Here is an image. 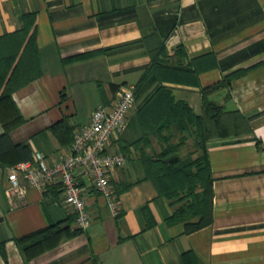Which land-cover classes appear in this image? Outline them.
Masks as SVG:
<instances>
[{"label": "crops", "instance_id": "obj_1", "mask_svg": "<svg viewBox=\"0 0 264 264\" xmlns=\"http://www.w3.org/2000/svg\"><path fill=\"white\" fill-rule=\"evenodd\" d=\"M24 13H34L40 74L11 94L21 123L3 136L0 121V264H264V0H0V37L21 29ZM153 61L188 72L140 82ZM228 76L208 98L249 131L228 120L226 134L209 136L211 221L187 230L199 217L168 222L177 206L145 176L140 153L158 154L161 142L133 144L143 136L137 110L163 85L200 115L202 89ZM129 84L138 85L133 109L107 148L125 158L109 175L115 215L81 169L85 230L74 232L56 183L41 191L18 173L24 196L5 194L11 166L36 151L47 164L62 161L74 131ZM59 121L67 143L51 129ZM52 225L58 233L26 258L15 239Z\"/></svg>", "mask_w": 264, "mask_h": 264}, {"label": "trees", "instance_id": "obj_2", "mask_svg": "<svg viewBox=\"0 0 264 264\" xmlns=\"http://www.w3.org/2000/svg\"><path fill=\"white\" fill-rule=\"evenodd\" d=\"M22 21L21 29L0 37V121L4 128L3 136L22 121L11 94L40 74L35 45L34 13H24ZM171 69L174 73L180 69L188 72L185 68L162 66L153 61L147 67L140 82H144L152 75L160 78L158 72L167 71L168 73ZM231 77L228 76L202 89L200 115H196L184 101L174 100L170 90L163 85H159L137 110L143 136L133 144L146 145L150 135L158 137L162 144L168 143L172 138L171 126H175L180 133L190 135L197 133L198 135L197 144L202 153L193 160H182L177 156L167 158L176 148V145L169 143L168 146L161 147L158 154L140 153L145 176L154 183L159 194L165 196L172 205H177L167 221L175 222L192 216L199 217L198 222L192 224L187 230L202 227L211 221L212 178L206 153V142L209 136L217 131H224L226 134L229 129L228 120L234 128H240L242 132L249 131L246 119L235 111H224L222 105L208 98L212 92L228 87ZM63 128L66 130L62 121L51 126L60 142L67 143L69 139L62 140ZM53 226L55 227L52 225L15 239L26 258L30 256L32 249L44 247V242L56 232L58 233L59 229L57 228L56 231ZM79 230L75 229L74 232Z\"/></svg>", "mask_w": 264, "mask_h": 264}, {"label": "built area", "instance_id": "obj_3", "mask_svg": "<svg viewBox=\"0 0 264 264\" xmlns=\"http://www.w3.org/2000/svg\"><path fill=\"white\" fill-rule=\"evenodd\" d=\"M134 94V85L121 86L110 104L95 108L89 121L74 131L69 151L62 161L47 164L43 155L36 151L33 161H20L11 166L5 194L8 197L24 196L25 188L18 181V173L29 185L41 191L56 183L62 192V202L74 215V228L85 230L91 217L86 208L85 189L75 174L76 169H81L90 176L93 188L106 199L115 215L118 208L112 196L109 175L124 165L125 158L121 153L108 152L107 148L111 139L125 130L134 106Z\"/></svg>", "mask_w": 264, "mask_h": 264}, {"label": "rangeland", "instance_id": "obj_4", "mask_svg": "<svg viewBox=\"0 0 264 264\" xmlns=\"http://www.w3.org/2000/svg\"><path fill=\"white\" fill-rule=\"evenodd\" d=\"M197 142H199L197 133L191 135L187 133H180L174 140L172 138L169 140L168 143L170 145H176V148L170 155L167 156V158L177 156L182 160L196 159L202 153V150ZM168 143H161V147L168 146Z\"/></svg>", "mask_w": 264, "mask_h": 264}]
</instances>
